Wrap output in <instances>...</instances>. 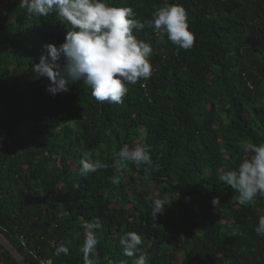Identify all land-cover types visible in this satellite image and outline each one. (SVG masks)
<instances>
[{"label":"trees","instance_id":"obj_1","mask_svg":"<svg viewBox=\"0 0 264 264\" xmlns=\"http://www.w3.org/2000/svg\"><path fill=\"white\" fill-rule=\"evenodd\" d=\"M107 2L131 6L142 21L179 3L196 37L177 51L150 28L134 30L152 41L153 73L128 85L120 104L98 103L82 83L48 94L32 62L44 44L63 43L66 26L54 13L29 17L20 0H0V232L30 264H83L81 225L93 217L102 224L97 264H131L119 247L129 230L142 236L149 264H264V234L255 230L264 197L240 206L218 180L250 155L243 141H264V0ZM137 143L151 146L149 180L143 165L116 158ZM85 151L108 167L79 176ZM153 195L166 198L156 218ZM59 243L67 256L53 255ZM0 264H18L2 246Z\"/></svg>","mask_w":264,"mask_h":264},{"label":"clouds","instance_id":"obj_2","mask_svg":"<svg viewBox=\"0 0 264 264\" xmlns=\"http://www.w3.org/2000/svg\"><path fill=\"white\" fill-rule=\"evenodd\" d=\"M20 6L26 8L29 17H45L54 13L57 21L66 26L63 43L44 44L38 62H32V79L47 80L45 91L53 97L68 93L71 86L82 83L98 103L120 104L128 92V85L146 81L153 73L150 59L154 54L152 41L138 39L133 34L134 30L150 28L160 35L161 41L166 37L177 51L192 48L196 39L189 30L188 13L179 3L159 6L151 18L143 21L136 18L131 6L117 7L107 0H20ZM242 149L250 155L232 170L222 171L218 180L238 193L234 196L238 205L248 207L257 197H264V141L245 140ZM92 156L91 151L82 154L79 176L87 178L108 167ZM116 158L121 166L132 164L140 170L143 165L145 180L151 178V171L157 167L151 156V146L146 143L131 147L124 145L116 153ZM108 179L113 186L121 183L118 175ZM146 199L151 201L155 218L167 209L166 198L153 195ZM185 200L190 201L191 197L186 196ZM211 204L215 212L221 211L218 198L214 197ZM81 228L83 264H97L98 231L102 228L100 218L85 221ZM255 230L264 234V215L258 217ZM119 247L131 264H149L151 260V255L143 248L142 236L136 231L129 230L119 235ZM61 254H69L65 243L55 245L53 255L59 257ZM105 259L107 264H113L111 259ZM40 264L51 262L40 260ZM121 264H128V261Z\"/></svg>","mask_w":264,"mask_h":264},{"label":"water","instance_id":"obj_3","mask_svg":"<svg viewBox=\"0 0 264 264\" xmlns=\"http://www.w3.org/2000/svg\"><path fill=\"white\" fill-rule=\"evenodd\" d=\"M0 246L6 250L10 256L18 263V264H30L25 257L19 253L15 247L5 238V236L0 232Z\"/></svg>","mask_w":264,"mask_h":264}]
</instances>
